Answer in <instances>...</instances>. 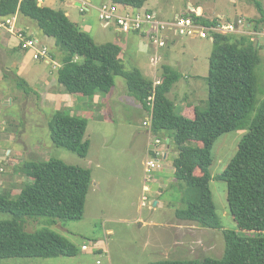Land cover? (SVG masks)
Here are the masks:
<instances>
[{
  "label": "rangeland",
  "instance_id": "374dc122",
  "mask_svg": "<svg viewBox=\"0 0 264 264\" xmlns=\"http://www.w3.org/2000/svg\"><path fill=\"white\" fill-rule=\"evenodd\" d=\"M90 1L96 7L112 3V0ZM255 1L149 0L142 11H152L166 22H173L176 16L186 15L191 8L210 18L219 19L220 15H224L225 20L233 23L241 18L250 22L259 18ZM257 1L264 7V0ZM44 6L68 11L71 21L81 27L85 25V19L93 23L98 33V45L115 43L122 46L124 50L121 59L127 71L140 69L145 78L152 80L155 79L153 69L159 67L157 70L160 78L163 74V63L159 65L158 62L155 65L151 64V60L156 56L159 60L161 57L162 62L164 58H169L165 64H169L180 75V79L174 84L168 98L175 103L179 88L184 92L178 103H175L177 113H181L179 107L189 89L197 93L198 107L208 106L209 89L206 78L214 49L212 40L177 37L180 43L171 44L170 49H159L157 53L155 46L142 33L118 34L114 27L106 28L105 31L96 10L84 15L72 2L64 0H47ZM37 30L41 32L38 27ZM3 31L2 33L5 32ZM6 35L12 43L18 42L20 48L19 41L13 35ZM42 36L44 35L41 32L38 38L42 40ZM257 40L260 44L261 64L255 70L257 99L251 119L257 116L264 102V37ZM141 42L145 44L144 53L141 52ZM54 49L58 63L63 64L67 53L56 46ZM24 52L33 59L32 52ZM35 62L38 66L35 64L37 69L33 68L32 71L39 78L40 70H46L49 64L47 60ZM17 74L18 71L15 70L11 76L0 75V154L6 156L8 151H12V156L8 155L7 160L17 155L15 160L20 163L18 167H23L28 161L58 159L67 165L90 169L92 184L82 220L53 224L52 219L42 217L26 218L25 221L28 232L47 228L68 239L80 250L76 257L1 259L0 264H150L163 260L221 259L225 252L224 232L236 231L243 235L230 212L227 183L217 178L235 157L248 128L223 134L214 143L211 167L214 180L211 189L224 229L202 228L195 223L176 219L177 210L184 208V205L181 183L174 176L173 161L178 157V148L171 132L159 135L163 142L157 146L160 167L155 170L150 180L146 178V163L157 161L148 149V142L151 138L154 143L157 136L147 134L150 129L144 126V122L149 113L130 93L124 78H115V86L110 94L98 95L105 100L102 106L95 105L94 99L89 98H84L82 103L77 104L76 108L81 109L80 117L88 120L84 140L89 141L90 149L88 156L82 158L53 143L49 121L56 111L52 110L53 106L43 110V97L39 90L26 94L19 87L20 77ZM31 84L34 89L40 87L39 82ZM101 107H105V112L100 113ZM192 145L197 146L198 143L192 142ZM165 153L168 155L166 159ZM4 167L6 172L0 176V192L14 193L13 199H17L28 179L11 169L8 162H4ZM144 186H148L150 191L144 192ZM144 196L148 201L142 207ZM157 201L159 205L155 207L154 203ZM13 219V215L9 213H0V221ZM84 245L88 246V251L81 250Z\"/></svg>",
  "mask_w": 264,
  "mask_h": 264
},
{
  "label": "trees",
  "instance_id": "16d2710c",
  "mask_svg": "<svg viewBox=\"0 0 264 264\" xmlns=\"http://www.w3.org/2000/svg\"><path fill=\"white\" fill-rule=\"evenodd\" d=\"M148 1L112 3L140 10ZM255 5L259 18L248 24L251 30L261 32L264 7L257 0ZM17 14L34 21L45 36L54 39L56 46L67 53L58 71L59 83L67 94L93 100L100 94H110L115 78L122 77L144 109L150 113L153 108L152 132L157 137L171 132L178 148L173 166L183 192L184 208L176 212L179 221L224 229L211 189L213 146L223 134L248 128L235 157L217 178L227 183L230 212L243 235L224 232L225 252L221 259L163 260L150 264H264V102L257 116L250 118L257 99L255 70L261 64L256 40L247 35H215L206 78L208 106L196 107L195 118L191 119L177 113L175 103L168 98L180 79L171 67L164 66L162 83L154 87V81L145 78L139 69L126 70L119 45L96 44L63 10L40 6L39 0H0V19ZM194 17L206 26L219 21ZM19 79V87L26 94L32 92L28 83ZM87 127L88 120L72 116L68 110L57 111L49 122L53 143L82 158L88 156L90 149L89 141L84 140ZM18 172L28 180L17 199H13L14 193L0 192V213L14 217L0 221V260L76 257L80 250L68 239L47 228L28 232L25 221L42 217L52 219L53 224L82 220L92 184L91 170L50 159L27 162Z\"/></svg>",
  "mask_w": 264,
  "mask_h": 264
},
{
  "label": "built area",
  "instance_id": "2783aa9c",
  "mask_svg": "<svg viewBox=\"0 0 264 264\" xmlns=\"http://www.w3.org/2000/svg\"><path fill=\"white\" fill-rule=\"evenodd\" d=\"M45 0H39L43 4ZM72 2L79 8L81 14L87 15L92 13L93 10L98 12L99 20L102 23L103 28L114 27L119 33H142L144 37H147L148 41L155 46V50L158 53L159 49L166 48L172 38H201L210 39L214 41V37L217 34L221 35H247L253 37V40L257 41V38L264 37V28L261 32L251 30V25L239 19L236 23L230 22V20H224L219 18L216 24L206 26L200 21L196 20L194 15L200 18H204V15L197 12L196 9L191 8L186 15L176 16L173 22H166L159 18L158 15L152 11L135 10L131 7L122 4H104L100 7H96L90 0H64ZM16 16L0 19V31L8 30L18 41L19 46L23 51L32 52L33 59L37 61L47 60L56 69L60 68V65L53 60L52 52L49 46L43 44L41 40L28 33L27 30H18L16 24ZM171 35L173 37H171ZM152 62L156 65L159 62L157 56L152 59ZM154 87L162 83V79H158L155 75ZM150 106L153 107V98L149 99ZM152 119L153 108L151 109L148 119L145 120L144 126L149 127L152 131ZM154 146L162 145V139L155 138ZM169 146V144H168ZM167 146V147H168ZM156 153V160H151L146 163L145 174L146 178L150 180L152 174L155 172L159 164L158 156ZM4 160L0 159V176L3 175L6 170L4 167ZM150 188L144 186V192H149ZM148 201L147 197L142 199V207L146 206ZM83 251H88V246H83ZM100 264V262H98Z\"/></svg>",
  "mask_w": 264,
  "mask_h": 264
},
{
  "label": "crops",
  "instance_id": "0c3cea01",
  "mask_svg": "<svg viewBox=\"0 0 264 264\" xmlns=\"http://www.w3.org/2000/svg\"><path fill=\"white\" fill-rule=\"evenodd\" d=\"M46 1L47 0L43 1L42 6H44ZM65 13L70 18V13L68 11L65 12ZM220 18H222L224 20L226 19V17L224 15H220ZM16 19H17L16 20V24H17L18 30H20V29L27 30L28 33L33 34L36 37L41 35L42 31L40 30L41 32H39V30H37L38 26L36 24H34V22L32 20H30V19H28L26 17H23V16H21L19 14L16 15ZM204 19H207V20H210V21H214L217 18H210V17H207V16L204 15ZM84 24L85 25L83 27H81V25H79V24L78 25L86 33L91 35V37L94 39L96 44H99L96 41L97 36H98L96 27L93 25V23H91L90 21H88L86 19L84 20ZM38 29H39V27H38ZM103 29L105 31L107 30L105 28H103ZM2 31L3 30L0 31V75H3L5 77L11 76L12 73H14V71L17 70L18 71V74H17L18 77L24 79L28 83V85L30 86L32 91L39 90L38 91L39 94L41 95V97H43V100L41 102V104H42L41 107H43V110H45L46 108H51L50 106H53L52 110H54L56 112L60 111V110H68V111L71 112L72 116H80V115H82L81 114V109L80 108H76V107H77L78 103H82V100L84 98L79 97L77 95L67 94L65 92L63 86L59 83L58 71L61 69L62 63H58L59 60L56 57L57 53H56V51L54 49V46H56V43H55L54 39L49 38V37L45 36L42 33V35H44V36H42V40L43 41L41 40V42L43 44L49 46V48H50V50L52 52L53 60L60 65V68L56 69L50 63L47 62V64H49L50 66L48 65L47 68L44 66V68H46V70H44V71L40 70V73L38 75L39 78H37L35 75H33L34 71H32L33 68L37 69V67L34 66L36 64L35 61H37V60L32 59V57H30V55H28V53H26L23 50H21V48H19L18 45H17L18 42L17 43L16 42L12 43L7 38L6 33L11 34L8 30H4L5 31V32L3 31L4 33H2ZM115 32L120 34L117 30H115ZM178 42L180 43V41H178V38H172V40L169 42V44L167 46L168 49H170V45L171 44L172 45H177ZM256 42H258V44H259V40H257ZM105 44H107V43H105ZM100 45H102V44L100 43ZM116 45H119V44H116ZM119 46L122 47L121 45H119ZM140 47H141V52L144 53V51H143L144 48H145L144 42H141ZM20 54H21V56H20ZM168 59L164 58V61L162 62L161 61L162 58L160 57L159 65H160V63L161 64L163 63L162 64L163 70H164V66L171 67L169 64H165V62ZM41 61H43V60H41ZM152 63L153 62L151 60V64ZM157 69H159V67ZM157 69H156V67H155V69H153L154 70V77H155L156 74L158 76V70ZM56 72H57V75L55 74ZM162 76H163V74L158 79H161ZM185 77H187V76H185ZM152 80H154V79H152ZM189 80H190V78H189ZM32 82L34 84L39 82L40 87L39 88L36 87L34 89L33 85L31 84ZM179 90H180V92L177 91L178 96L175 97V103L176 102L178 103V99L181 97V94H184V92H182L183 91L182 88L181 89L179 88ZM188 92L189 93L186 94V97L184 98V102L181 103V106L179 107L180 110H181L180 114H182V115H184V116H186L188 118L194 119L195 118V108L198 107L197 106L198 105V101H197L198 98L196 97L198 95H197V93L195 91L192 92L191 89H189ZM168 97H169V95H168ZM93 101H94L95 105L102 106L104 104L105 100H102L100 98V96H96ZM101 108H102V111L100 113L105 112V109H104L105 107H101ZM99 111H100V109L97 110V112H99ZM100 117L101 116L99 115V119H100ZM4 131H5V129H4ZM147 134L149 136L150 135L152 136L154 133L151 130H149L147 132ZM12 138H13V140H15L14 136ZM169 142L170 141L168 140V144H169ZM169 147L170 146H168V148H167L168 150H169ZM148 149H150V152L153 155H157L156 153H154V151L158 152L157 151V147L154 146V144H152L151 138L149 139V142H148ZM7 153L8 154L6 156H4L3 154H0V159L4 160L5 162H8L9 167L11 169L13 168L14 170L18 171V169L20 168V167H18L20 163L16 162V160H15L17 155H15L14 157L9 158V160H7L8 155H9V157L12 156L13 152L12 151H8ZM167 157H168V155H167V153H165L164 154V158L166 159ZM167 169H168V167H167ZM18 174H19V172H18ZM155 203H154V206H155ZM157 205H159L158 201H157ZM99 249L101 250V248H99Z\"/></svg>",
  "mask_w": 264,
  "mask_h": 264
},
{
  "label": "water",
  "instance_id": "95a60500",
  "mask_svg": "<svg viewBox=\"0 0 264 264\" xmlns=\"http://www.w3.org/2000/svg\"><path fill=\"white\" fill-rule=\"evenodd\" d=\"M40 6H42L41 4H40ZM257 46H258V42H256V48H257ZM154 157L156 158V155H154ZM157 205V202L155 203V206Z\"/></svg>",
  "mask_w": 264,
  "mask_h": 264
}]
</instances>
